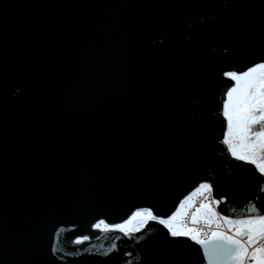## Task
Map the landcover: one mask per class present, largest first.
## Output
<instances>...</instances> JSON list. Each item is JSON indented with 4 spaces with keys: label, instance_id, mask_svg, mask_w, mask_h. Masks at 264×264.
<instances>
[{
    "label": "water",
    "instance_id": "obj_1",
    "mask_svg": "<svg viewBox=\"0 0 264 264\" xmlns=\"http://www.w3.org/2000/svg\"><path fill=\"white\" fill-rule=\"evenodd\" d=\"M262 39L264 0H0L3 264H207L161 226L128 239L91 224L164 215L199 182L241 213L258 173L222 144L220 73Z\"/></svg>",
    "mask_w": 264,
    "mask_h": 264
},
{
    "label": "snow or ice",
    "instance_id": "obj_2",
    "mask_svg": "<svg viewBox=\"0 0 264 264\" xmlns=\"http://www.w3.org/2000/svg\"><path fill=\"white\" fill-rule=\"evenodd\" d=\"M257 55L258 58L243 70L220 73L230 82L222 101L226 122L222 144L232 158L253 166L258 173L254 177L256 188L252 199L241 213L222 214L226 210L218 208L226 202L225 197L213 196L212 183L199 182L169 213L161 215L152 206H139L120 222L106 223L99 219L91 224L92 229L116 232L132 239L145 229L151 232L150 225L161 226L170 243L191 241L199 246L196 251L202 253L207 264H264V211L253 202L264 199V39ZM193 207L195 210L190 211ZM89 239L88 235H83L76 237L75 242L80 244ZM136 239L139 241V237ZM112 251H118L115 245L103 255L106 257ZM184 259L179 251L169 257L171 264H184Z\"/></svg>",
    "mask_w": 264,
    "mask_h": 264
},
{
    "label": "built area",
    "instance_id": "obj_3",
    "mask_svg": "<svg viewBox=\"0 0 264 264\" xmlns=\"http://www.w3.org/2000/svg\"><path fill=\"white\" fill-rule=\"evenodd\" d=\"M225 131H226V129H225ZM197 186H198V185H197ZM192 190H193V189H192ZM192 190H191V191H192ZM191 191H190V192H191ZM196 199L198 200L199 198H196ZM194 210H195V207H193L190 211H194Z\"/></svg>",
    "mask_w": 264,
    "mask_h": 264
}]
</instances>
